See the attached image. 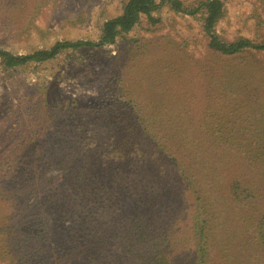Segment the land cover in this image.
Masks as SVG:
<instances>
[{"label":"rangeland","instance_id":"1","mask_svg":"<svg viewBox=\"0 0 264 264\" xmlns=\"http://www.w3.org/2000/svg\"><path fill=\"white\" fill-rule=\"evenodd\" d=\"M124 1L0 0V49L22 55L56 42H98ZM222 1L221 37L264 39V0ZM152 15L157 23L144 17L112 44L15 69L0 65V221L28 214L9 178L15 169L21 177V160L44 161L26 179L36 171L45 184L62 158L91 142L94 159L114 162L116 174L127 164L132 181H147L150 202L130 212L154 227L170 264H196L191 234L203 220L206 264H264V242L254 240L264 217V53L220 56L208 48L201 15L166 5ZM130 100L135 109L127 117ZM139 105L158 118L157 132L138 133L129 142L131 160L122 161V135ZM9 238L0 233V264H12Z\"/></svg>","mask_w":264,"mask_h":264},{"label":"trees","instance_id":"2","mask_svg":"<svg viewBox=\"0 0 264 264\" xmlns=\"http://www.w3.org/2000/svg\"><path fill=\"white\" fill-rule=\"evenodd\" d=\"M165 5L177 13L201 15L203 32L209 38L208 48L213 53L223 57L264 53V39L259 41L238 37L226 40L218 34L217 25L225 14L222 0H197L191 5L181 0H125L121 14L103 24L98 42H56L48 49L22 55L0 49V65L6 70L15 69L32 62L52 60L63 50L112 44L133 30L144 17L153 24L157 23L158 19L152 14ZM124 104L128 111L127 117L133 116V100ZM139 107L134 114L133 125L122 135L124 147L118 156L122 161L131 160L129 142L138 133L157 132L158 118L146 112L142 105ZM92 144L86 142V145L76 148V156L62 158L58 163L57 175L47 177L45 184L36 181V171H31L32 176L26 179L32 165L44 162L34 158L19 162L18 167L23 168L21 177H17L16 169L12 176L8 175L15 186H20L17 191L19 194L15 193L14 197L22 200L28 212L13 224L8 221L9 216H6L7 220L0 221V233L10 237L8 248L12 264H170L165 257L166 246L157 243L158 236L153 239V234L156 235L154 227L130 212L132 206L138 205L137 202H150L143 191L148 189L147 181H132L131 167L127 164L121 171L123 175L116 174L119 168L114 162L106 158L94 159L93 151L97 145ZM246 147L253 148V145L250 143ZM30 152L39 154L38 149L33 147ZM51 166L45 161L47 169ZM184 176L190 179L186 173ZM112 186L114 191L110 190ZM26 188L28 192L24 191ZM205 223V220L197 223L191 234L192 239L195 237L196 264H206L209 255ZM259 238L264 242V217L261 218V228L254 236V240L262 244ZM151 242L152 247L159 249L157 254L151 251L156 249L151 247ZM144 243L147 244L146 249H151L144 250Z\"/></svg>","mask_w":264,"mask_h":264}]
</instances>
